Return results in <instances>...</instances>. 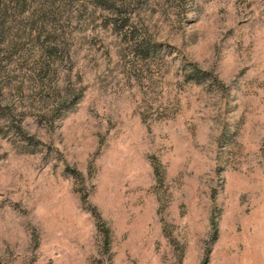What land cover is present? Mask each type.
<instances>
[{
  "label": "rangeland",
  "instance_id": "rangeland-1",
  "mask_svg": "<svg viewBox=\"0 0 264 264\" xmlns=\"http://www.w3.org/2000/svg\"><path fill=\"white\" fill-rule=\"evenodd\" d=\"M13 2L0 264H264V0Z\"/></svg>",
  "mask_w": 264,
  "mask_h": 264
},
{
  "label": "trees",
  "instance_id": "trees-1",
  "mask_svg": "<svg viewBox=\"0 0 264 264\" xmlns=\"http://www.w3.org/2000/svg\"><path fill=\"white\" fill-rule=\"evenodd\" d=\"M15 2H17L18 0H14ZM10 2H13V0H10ZM105 2L107 3V8L110 12V16H109V23L115 27L116 26V17L119 15V11H120V7H121V2L118 4L117 0H105ZM14 3V2H13ZM5 14H6V8L4 7L2 9V11L0 12V44H3L4 41L1 39V26L3 27V23L5 22ZM6 42V41H5ZM8 42V41H7ZM142 41H140L139 43H141ZM197 72V71H196ZM203 74V73H201Z\"/></svg>",
  "mask_w": 264,
  "mask_h": 264
}]
</instances>
